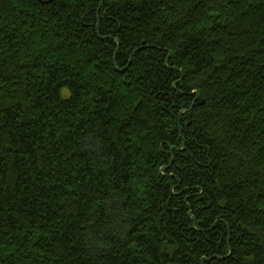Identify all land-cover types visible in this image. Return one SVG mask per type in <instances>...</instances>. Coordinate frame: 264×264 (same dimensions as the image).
<instances>
[{
	"label": "trees",
	"instance_id": "obj_1",
	"mask_svg": "<svg viewBox=\"0 0 264 264\" xmlns=\"http://www.w3.org/2000/svg\"><path fill=\"white\" fill-rule=\"evenodd\" d=\"M0 264H264V0H0Z\"/></svg>",
	"mask_w": 264,
	"mask_h": 264
}]
</instances>
